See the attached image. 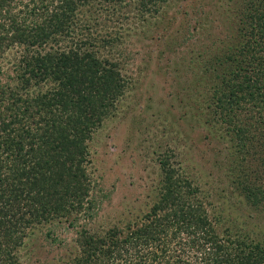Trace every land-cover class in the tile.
I'll return each mask as SVG.
<instances>
[{
    "label": "trees",
    "instance_id": "16d2710c",
    "mask_svg": "<svg viewBox=\"0 0 264 264\" xmlns=\"http://www.w3.org/2000/svg\"><path fill=\"white\" fill-rule=\"evenodd\" d=\"M160 1L105 0L128 14L133 5L134 15L143 19L150 13L147 4ZM245 1H237L238 12L230 11L234 33L217 35L214 46L204 50L211 56L205 54L204 62L212 78L225 87L218 89V105L246 147L240 152L264 135V0ZM15 2L0 0V56L12 48L20 52L15 86L0 85V264H20L17 250L35 227L54 221L74 226L91 218L95 197L87 142L93 124L114 113L127 92L119 63L100 52L113 43L110 38L99 50L94 45L82 49L83 40L72 42L77 47L51 55L48 65L37 59L62 29L74 34L96 0H29L20 9ZM49 75L58 87L42 91L39 82ZM247 111L263 115L253 117ZM251 124L252 132H259L255 138L246 136ZM164 167L167 182L178 187L152 208V217L100 234L82 226L76 240L80 249L63 264H264V240L221 237L200 197L194 198L198 188L184 177L173 179L168 164ZM241 189L252 206L264 202L263 186Z\"/></svg>",
    "mask_w": 264,
    "mask_h": 264
},
{
    "label": "rangeland",
    "instance_id": "374dc122",
    "mask_svg": "<svg viewBox=\"0 0 264 264\" xmlns=\"http://www.w3.org/2000/svg\"><path fill=\"white\" fill-rule=\"evenodd\" d=\"M27 1L14 4H20V9ZM226 1L150 2V13L143 19L134 15L133 5L127 7L128 14L118 5L96 0L85 10L73 35L62 29L56 41L42 47L44 53L37 59L48 65L51 55L77 47L72 42L83 40L82 49L94 45L99 50L110 38L113 43L100 52L119 63L127 92L114 113L93 124L87 142V171L95 197L91 218L80 219L74 226L54 221L35 227L17 250L20 264L65 263L80 249L76 240L82 226L100 234L114 225L145 222L163 196L178 187L167 182V164L173 179L184 177L192 188H198L194 198L200 197L221 237L264 240V202L252 206L241 189V185L264 187V135L258 136L257 128L256 134L252 132L251 124L246 136L257 135L258 142L238 151L246 147H241L236 132L225 123L226 111L218 105V89L225 87L212 78L210 66L204 62L206 56L211 57L204 50L214 46L217 35L236 30L234 16L231 21L229 15L231 10H240V0L228 5ZM19 54L12 48L0 56V85L15 86ZM55 64L50 68H56ZM55 80L53 75L41 80V90L58 87ZM255 111L247 113L263 115ZM240 116L246 115L241 112ZM187 192L182 194L193 198Z\"/></svg>",
    "mask_w": 264,
    "mask_h": 264
}]
</instances>
